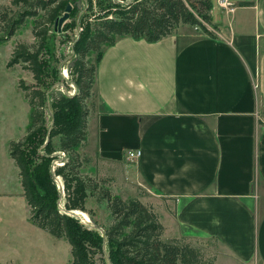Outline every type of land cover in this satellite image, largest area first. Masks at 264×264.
I'll return each mask as SVG.
<instances>
[{
    "label": "crops",
    "instance_id": "1",
    "mask_svg": "<svg viewBox=\"0 0 264 264\" xmlns=\"http://www.w3.org/2000/svg\"><path fill=\"white\" fill-rule=\"evenodd\" d=\"M215 1L216 36L183 25L106 47L83 167L148 191L164 236L211 264H264V0Z\"/></svg>",
    "mask_w": 264,
    "mask_h": 264
},
{
    "label": "trees",
    "instance_id": "2",
    "mask_svg": "<svg viewBox=\"0 0 264 264\" xmlns=\"http://www.w3.org/2000/svg\"><path fill=\"white\" fill-rule=\"evenodd\" d=\"M12 3L18 7L13 13L9 7L0 9L4 39L13 36L30 18L37 39L33 43L17 42L8 62L23 63L36 80L35 85L20 80L30 106L29 122L26 133L12 139L9 145L10 155L19 167L31 221L56 236L68 238L72 254L68 264H98V260L107 259L110 264H211L202 247L186 237L164 236L165 224L153 203L137 195L124 197L114 192L110 178L83 174L82 167L89 158L82 147L88 139L89 115L97 108L98 65L106 47L125 36L161 40L177 33L183 25L197 26L216 36L213 0H12ZM69 4L72 10L63 32L83 28L72 45L74 93L60 91L47 81L50 70L53 83L60 77L49 60L56 58L55 40L59 32L55 29L56 21ZM86 4L87 13L79 16ZM88 11L97 12L93 19H86ZM60 177L64 190L58 185ZM90 195L100 202L106 200L112 218L108 224L87 223L74 212L93 213L87 206Z\"/></svg>",
    "mask_w": 264,
    "mask_h": 264
},
{
    "label": "rangeland",
    "instance_id": "3",
    "mask_svg": "<svg viewBox=\"0 0 264 264\" xmlns=\"http://www.w3.org/2000/svg\"><path fill=\"white\" fill-rule=\"evenodd\" d=\"M6 7L12 10L11 13L18 9L13 5L12 0H0V9L5 10ZM86 7L87 4L79 16L87 13ZM94 11H88L86 19H93L97 13ZM82 29L78 26L66 32L62 30L58 32L55 40L56 58L51 57L49 64L55 66L60 77L53 83L52 70H50L47 81L51 87L60 91L69 93L76 91L71 73L74 58L72 45ZM4 36L5 32L0 29V264H68L72 259L68 238L56 236L31 221L26 197L20 193L22 184L18 180L19 167L9 152L10 141L22 137L26 133L29 122L30 106L24 90L20 87V80L23 78L27 84L31 85H35L36 80L33 72L24 67L23 63L9 65L8 62L17 42L33 43L37 40L33 33L32 18L21 25L9 39H4ZM89 100L91 101L92 98ZM47 113L49 118L50 110ZM92 113L94 114V110ZM82 172L89 175L84 167ZM59 181H62L61 177ZM109 183L114 192L124 197L138 195L151 198L150 193L142 188L123 184L118 180L115 185H112L111 181ZM7 190L13 192L11 197L3 194ZM64 203L63 196L61 205L63 206ZM87 206L93 210V213L84 210L76 212L87 223L108 224L111 221L106 200L100 202L95 195H90ZM98 264H110V262L108 259L106 262L98 260Z\"/></svg>",
    "mask_w": 264,
    "mask_h": 264
},
{
    "label": "built area",
    "instance_id": "4",
    "mask_svg": "<svg viewBox=\"0 0 264 264\" xmlns=\"http://www.w3.org/2000/svg\"><path fill=\"white\" fill-rule=\"evenodd\" d=\"M215 4L226 9L228 12H232L235 10V3L233 2V0H216ZM209 27L212 28L211 26H209ZM141 152H142V150L140 148H137L134 150H129L128 156L132 159H135L141 154ZM58 185L62 190H64L62 181H59ZM81 218L84 221H86L82 216H81Z\"/></svg>",
    "mask_w": 264,
    "mask_h": 264
},
{
    "label": "water",
    "instance_id": "5",
    "mask_svg": "<svg viewBox=\"0 0 264 264\" xmlns=\"http://www.w3.org/2000/svg\"><path fill=\"white\" fill-rule=\"evenodd\" d=\"M72 10V4H69L67 6L66 12L64 13L63 16H61L55 24V29L58 30L59 32L62 31V27L64 25L65 22H67V20L70 18V12ZM75 212H77V210H74Z\"/></svg>",
    "mask_w": 264,
    "mask_h": 264
},
{
    "label": "bare ground",
    "instance_id": "6",
    "mask_svg": "<svg viewBox=\"0 0 264 264\" xmlns=\"http://www.w3.org/2000/svg\"><path fill=\"white\" fill-rule=\"evenodd\" d=\"M77 211H79V210H77ZM80 212V211H79Z\"/></svg>",
    "mask_w": 264,
    "mask_h": 264
}]
</instances>
